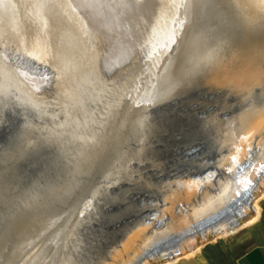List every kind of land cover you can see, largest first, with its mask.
Segmentation results:
<instances>
[{
    "label": "bare ground",
    "instance_id": "6f19581e",
    "mask_svg": "<svg viewBox=\"0 0 264 264\" xmlns=\"http://www.w3.org/2000/svg\"><path fill=\"white\" fill-rule=\"evenodd\" d=\"M62 2L74 21V39L62 58L66 35L51 26L41 31L45 36L21 30L24 3L5 2L10 23H2L3 35L22 39L10 53L13 68L38 98L42 87L53 94L62 80L92 74L95 61L105 72L103 83L123 100L116 105L110 93L94 94L87 106L91 130L102 121L104 129L86 149L89 155L66 150L54 167L48 157L51 170L13 197L0 216V264H171L199 252L210 236L253 223L264 198V124L251 136L245 118L255 123L264 117V0ZM91 83L77 94L86 96ZM54 116L47 122L45 114L42 122L40 114L33 128L24 125L29 142L23 148L14 136L0 159L1 181L18 155L62 146L68 135ZM251 208L256 216L248 220Z\"/></svg>",
    "mask_w": 264,
    "mask_h": 264
},
{
    "label": "rangeland",
    "instance_id": "374dc122",
    "mask_svg": "<svg viewBox=\"0 0 264 264\" xmlns=\"http://www.w3.org/2000/svg\"><path fill=\"white\" fill-rule=\"evenodd\" d=\"M1 1H3V0H1ZM0 1V12L2 13V11H4L2 14L0 13V63L2 64H0V72H3V70H5L3 73H0V80H2V81H0V99L2 100H0L1 101V103H0V105H1V107H0V139H2L0 142V147H1V149H0V159L1 158H4L5 157V155H6V151H7V149H9L10 150V147H9V145H11L12 143H15V141H13V138H14V136H16V138H18V140H17V144L16 145H21L20 146V148H23V146L26 144V143H28L29 142V138H28V136H29V134H24L23 133V131H25V128H27L28 127V129H31V128H33V126H34V124H37L36 122H40L37 118V115L39 116L40 114H41V117H40V120L43 122L44 120H45V114H46V116H47V119H46V121L48 122L49 121V117L52 115V116H54V118L55 119H57L56 120V124L57 125H59V126H61L63 129H62V134H66V136L67 137H65V138H63L62 139V141H63V143L62 144H60V145H62V146H59V145H57L58 146V148H57V146H56V144H55V148L54 147H52L51 146V144L50 145H48L47 146V148L46 147H41V148H39L38 149V152L39 153H37L36 152V150L34 149V151H30V157H29V154H27V156H25L24 158H23V156H21V155H18L16 158H15V166L12 168V170H14V171H9V172H7L6 173V175L2 178V181L0 180V196H1V198H0V216H2L4 213H5V211H6V209H8V207H9V203L10 202H12L13 200H15L13 197H15V198H18V197H20L21 195H23V193L27 190V188L29 189V187L32 185L31 183H33V182H35V181H37L38 179H39V177L41 178V174H43L42 175V177L46 174L45 173V170H46V172L48 173L50 170H51V168L52 167H54L55 166V164H57L58 163V161L61 159H58L59 157H62V154H63V152L64 151H66V150H69V149H72L73 151H77V153L78 152H82V149H84L83 151H85L86 152V149H88V148H91V147H93L94 145H95V142H96V140L98 139V137H99V133H101L100 131H102L103 129H104V126H102L103 125V121L100 123V125H99V127H97V129L94 131V130H91V128H92V124H93V120H92V116H91V114H92V112L87 108V106L88 107H91L90 105V103L94 100V101H96L94 98H96V97H94L93 95L94 94H96L97 96H99L100 94L101 95H104L103 93L105 92V93H110L109 95H111V97H112V99L114 100V102H115V104L117 105L118 103H120L122 100H123V94L119 91V92H117V91H113L112 90V87H109V85L111 84V83H108V85H107V83L105 84V83H103L104 81H105V78H106V75H105V72L102 70V68L101 67H98V63H96L95 61H93L92 59V67H93V72H92V74H91V72L89 73V72H84V73H77L76 74V76H75V78L72 80V81H69V83L67 82V81H64V80H62V88H58L57 89V91H55L53 94L51 93V92H46L45 90H43L44 89V87H42L40 90L38 89V92H40L41 94H40V96H38V98H36L34 95H35V93H34V91H32V89H30L28 86H27V83H25L21 78H20V76L18 75V73L16 72V70L13 68V66H12V56H11V52L14 50V48H16V46L19 44V41H22V39H20V38H17L16 36L17 35H15L13 32L12 33H10L9 35H12V36H4L3 35V30L2 29H4V28H6V25L8 24L9 25V21L10 20H7V18L5 19V17H8V19H9V12H10V10H9V7L5 4V2L7 1V0H4L3 1V3ZM31 3H29V2ZM28 1H26V0H20V2H21V4H23L22 6H23V9H22V11H21V13L19 14V16L21 17H19V20H20V22H19V26L22 28L21 30H34V31H36L37 33H39V34H44V36L46 35V32H41V31H44V30H48V28L51 26L52 28H55V30H57V32H59V34H62L61 36H63V35H66V36H63V38H64V41L62 42V48H61V51H62V53H61V58H62V55H64V53H66L67 52V50H69L68 49V47L70 48V46H71V42L73 41V39H74V21H73V18H71L72 16H70V11H69V8L66 6H64L63 5V2H62V0H28ZM42 1V2H41ZM49 1V2H48ZM52 1H53V3H52ZM58 1V2H57ZM38 2V4H35V3H37ZM40 2V3H39ZM44 2V3H43ZM32 3H34V4H32ZM55 3V4H54ZM57 3V4H56ZM58 3L61 5V7L63 8L62 10L60 9V7H58L57 5H58ZM3 4V5H2ZM26 4V5H25ZM31 5V6H29V5ZM39 5H40V7H39ZM43 5V6H42ZM59 5V6H60ZM63 5V6H62ZM7 6V7H6ZM30 8H29V7ZM37 6H38V8H37ZM41 6L43 7V8H41ZM55 6H57L58 8H56ZM36 7V8H35ZM45 7V8H44ZM3 10H2V9ZM27 8V9H26ZM51 8V9H50ZM65 8V9H64ZM31 9V10H30ZM35 9V10H34ZM37 9V10H36ZM40 9V10H39ZM54 9H55V12H54ZM57 9V10H56ZM33 10V11H32ZM52 10V11H51ZM59 10V11H58ZM66 10V11H65ZM27 13H26V12ZM49 11V12H48ZM69 11V12H68ZM6 12V13H5ZM59 12H60V14H59ZM66 12V13H65ZM28 13L30 14V15H28ZM37 13H39L40 15H37ZM53 13V14H52ZM69 13V14H68ZM32 14H35V15H33V17H32ZM51 14V15H50ZM58 14V15H57ZM28 15V16H27ZM37 16V17H36ZM52 16V17H51ZM57 16V17H56ZM70 16V17H69ZM31 17V18H30ZM51 17V18H50ZM63 17V18H62ZM23 18V19H22ZM36 18V19H35ZM48 18H50V20H48ZM2 19V20H1ZM69 19L72 21V22H70L69 21ZM6 20V21H5ZM35 20H36V22H35ZM4 21V22H3ZM28 21V22H27ZM30 21H32V22H30ZM38 21V22H37ZM51 21V22H50ZM26 22V23H25ZM31 23V25H30V23ZM2 23H4V24H6V25H4V24H2ZM23 23V24H22ZM28 23V24H27ZM33 23V24H32ZM52 23V24H51ZM72 23V24H71ZM51 24V25H50ZM70 24H71V27H70ZM2 25V26H1ZM26 25V26H25ZM27 25H29L28 27H27ZM4 26V27H3ZM47 26H48V28H47ZM58 26V27H57ZM24 27H26V28H24ZM24 28V29H23ZM29 28V29H28ZM59 28V29H58ZM37 29V30H36ZM71 30V31H70ZM71 32H72V34H71ZM22 33V32H21ZM15 35V36H14ZM1 36H3L2 38H1ZM70 36V37H69ZM4 37H6V38H4ZM11 37V38H10ZM10 38V39H9ZM72 38V39H71ZM3 41H2V40ZM8 39V40H7ZM11 39H14V40H11ZM7 40V41H6ZM10 40V41H9ZM10 43H9V42ZM12 42V43H11ZM16 42V43H15ZM69 42H70V45H66V44H69ZM172 42H170V44H171ZM170 44L169 45H167V48H168V46H170ZM3 45V46H2ZM67 46V47H65V46ZM11 46H12V48H11ZM65 49H64V48ZM4 48H6L5 50H2V49H4ZM11 48V49H10ZM6 50H7V52H6ZM65 51V52H64ZM7 56H9V57H7ZM4 65V66H3ZM7 65V66H6ZM9 66V67H8ZM8 67V68H7ZM98 68H100L99 70H98ZM7 70H8V72H7ZM12 71V72H11ZM11 72V73H10ZM100 72V73H99ZM5 73L7 74V75H5ZM16 73V74H15ZM4 74V75H3ZM11 74H12V76H11ZM14 74L16 75L15 77H14ZM2 75H3V77H2ZM18 75V76H17ZM67 75V74H66ZM7 76H8V79H7ZM103 76H105V77H103ZM104 78V79H103ZM13 80V81H10V80ZM101 79V80H100ZM3 80H6V81H3ZM89 80H91V82H93V84L91 83L90 85V90H92V91H88L87 93H86V96H84L85 95V93L83 94V93H80L79 95L77 94L78 93V90L80 89V87H82L83 86V84H85V82H87V81H89ZM14 81H16V82H14ZM102 81V82H101ZM74 84H73V83ZM49 83V82H48ZM2 84V85H1ZM3 84H4V86H3ZM13 84V85H12ZM71 84H72V86H71ZM6 85V86H5ZM7 85H8V87H7ZM16 85H19V86H16ZM22 85V86H21ZM25 85L27 86V89H25ZM93 85V86H92ZM126 86H127V84H126ZM6 87V88H5ZM15 87V88H14ZM18 87H20V88H18ZM78 87V88H77ZM4 90V91H2V89ZM11 88H13V89H15V90H13V89H11ZM18 88V89H17ZM22 88V89H21ZM95 88V89H94ZM126 88H128V87H126ZM21 89V90H20ZM27 90V91H25V90ZM9 90H11V92L9 91ZM17 90V91H16ZM41 90H43V91H41ZM66 90V91H65ZM12 91H14V92H12ZM21 91V92H20ZM30 92V93H29ZM5 93V94H4ZM9 93V94H8ZM10 93H12V94H10ZM14 93V94H13ZM21 93V94H20ZM27 93V94H26ZM6 94H7V96H6ZM16 94H18V95H16ZM26 94V95H25ZM52 94V95H51ZM81 94H83V95H81ZM21 95V96H20ZM22 95H25V96H22ZM90 95V96H89ZM3 96L5 97V98H3ZM16 96V97H15ZM20 96V97H19ZM31 97V98H29V97ZM34 96V97H33ZM79 96L81 97V98H79ZM8 97V98H7ZM85 97H86V99H85ZM7 98V99H6ZM12 98H14V100L12 99ZM19 98V99H18ZM83 98V99H82ZM87 98H88V100L89 99H91V100H89V102H88V100H87ZM28 99H30L29 101H27ZM76 99V100H75ZM20 100V101H19ZM21 100H23V102L21 101ZM27 102H26V101ZM5 101H7V102H5ZM18 101H19V104H17L18 103ZM74 101H77V102H75L74 103ZM85 101V102H84ZM9 102V103H8ZM25 102H26V104L27 103H30L29 104V108L27 109L28 111L31 109V105H34V107H35V109H37V110H35V109H33V107H32V110H30L29 112L31 113H28V111L26 110V109H24V107H25ZM71 102H72V104H71ZM80 102H82V104L80 103ZM84 102V103H83ZM88 103H89V105H88ZM7 104H9V105H7ZM10 104H11V106H10ZM66 104H68V105H66ZM70 104H71V106H70ZM78 105H80V106H78ZM6 106H7V109L8 110H6ZM15 108H14V107ZM68 106V107H67ZM83 106H84V108L86 107V109H83ZM4 107V108H3ZM13 107V108H12ZM23 107V108H22ZM73 107H74V110H73ZM81 107V108H80ZM22 108V109H21ZM80 108V109H79ZM155 108V107H154ZM9 109H11L10 111H9ZM18 109V110H17ZM20 109H21V111H20ZM67 109H69V111H67ZM83 109V110H82ZM17 110V111H16ZM52 110L54 111V112H52ZM73 110V111H72ZM85 110V111H84ZM9 111V113H7ZM12 111H13V113H12ZM26 111V112H25ZM39 112V113H37V112ZM55 111H56V113H55ZM72 113H71V112ZM79 111L81 112V114L79 113ZM154 111H155V109H154ZM25 112V113H24ZM70 114H69V113ZM77 112L79 113V114H77ZM16 113V114H15ZM33 113V114H32ZM37 113V114H36ZM52 113H54V114H52ZM83 113V114H82ZM91 113V114H90ZM6 114V115H5ZM7 114H8V116H7ZM12 114V115H11ZM21 114V115H20ZM30 114V115H29ZM34 114H36V116L34 115ZM66 114H67V116H66ZM69 114V115H68ZM76 115L77 114V117H75V116H73V115ZM89 114V115H88ZM27 115V119H26V117L25 116ZM32 115V116H31ZM34 115V116H33ZM72 115V116H71ZM79 115V116H78ZM4 118H3V117ZM6 116V117H5ZM11 116H13V117H11ZM19 116H22V117H19ZM37 117V118H36ZM69 117V118H68ZM71 117V118H70ZM73 117H74V119H73ZM84 117V118H83ZM12 118H14V119H12ZM25 118V119H24ZM245 118V117H244ZM30 119V120H29ZM68 119H69V121H68ZM17 121V122H15V121ZM27 120V121H26ZM34 120H36V122L34 123ZM60 120V121H59ZM75 120H77V121H74ZM81 120V121H80ZM10 121V122H9ZM12 121V122H11ZM25 122L26 121V124L25 123H22V122ZM31 121V122H30ZM72 121L74 122V123H72ZM6 122V123H5ZM15 122V123H14ZM19 122V123H18ZM30 122V123H29ZM47 122H44V124H46ZM63 122V123H62ZM69 124H68V123ZM71 122V123H70ZM78 122V123H77ZM5 123V124H4ZM28 123L30 124V125H28ZM59 123H62V124H59ZM91 123V124H90ZM245 123H249V125L250 126H252V128H254L253 129V131H252V133H249V134H251V136L252 135H256V134H261L262 132L260 131L261 129H260V126L262 125V124H264V117H262L261 118V120H258L257 122L255 121V123H253L249 118H245ZM23 124V125H22ZM102 124V125H101ZM22 126V128H21V126ZM24 125H27L26 127L24 126ZM12 126V127H11ZM18 126V127H17ZM82 126H83V129H85V130H82L81 128H82ZM86 126V127H85ZM100 126H101V128H100ZM15 127H17V128H15ZM20 127V128H19ZM25 127V128H24ZM12 128V129H11ZM88 130H87V129ZM90 128V129H89ZM17 129V130H16ZM24 129V130H23ZM102 129V130H101ZM16 132H15V131ZM21 132H20V131ZM74 130V131H73ZM89 131L90 133H88L87 131ZM92 132H91V131ZM8 131V132H7ZM13 133H12V132ZM21 133V134H23V138H25V139H21V138H19V132ZM65 131V132H64ZM3 132H5V133H3ZM15 132V133H14ZM18 132V133H17ZM67 132V133H66ZM77 132V133H76ZM85 133V135H84V133ZM11 133V134H10ZM82 134V135H81ZM5 135H6V138H5ZM10 135V136H9ZM81 136V137H80ZM85 136V137H84ZM87 136V137H86ZM90 136H92V137H90ZM9 137H11V138H9ZM21 137V136H20ZM90 137V138H89ZM96 138V140L94 139L93 140V138ZM28 138V139H27ZM4 139V140H3ZM21 139V140H20ZM7 140H9V142H7ZM24 140V141H23ZM87 140V141H86ZM91 140V141H90ZM5 141V142H4ZM86 141V142H85ZM11 142V143H10ZM22 142V144H20ZM3 143V144H2ZM77 143H78V145H77ZM87 143V144H86ZM6 144V146H4ZM93 145V146H92ZM3 146L5 147V148H3ZM50 146H51V148H50ZM80 147V148H79ZM3 148V149H2ZM44 150H43V149ZM57 148V149H56ZM41 149V150H40ZM54 149V150H53ZM2 150V151H1ZM42 152H40V151ZM48 150H49V152H48ZM53 151V153H56V154H53L52 153V151ZM8 152V151H7ZM45 152V153H44ZM46 152H48L49 153V155H48V153H46ZM58 152V153H57ZM3 153V154H2ZM32 153V154H31ZM36 153V154H35ZM41 153V154H40ZM44 153V154H43ZM52 153V154H51ZM88 152H86V154H87ZM40 154V158L38 157V155ZM46 155V156H44V161H43V158L41 157V156H43V155ZM37 155V156H36ZM54 155V156H53ZM87 155H89V154H87ZM35 156V157H34ZM59 156V157H58ZM48 157H51V159H49L48 160ZM27 158V159H26ZM28 158H30V159H28ZM34 159V161H33V159ZM54 158H56L57 159V162H55V164H54V161H56ZM26 159V160H25ZM38 159V160H37ZM46 159H47V161H46ZM2 160V159H1ZM28 160V161H27ZM42 160V161H41ZM50 160H51V165H50V163L48 164V162H50ZM27 162V166H28V164H29V166L28 167H26L25 165H26V162ZM30 161V162H29ZM32 161V162H31ZM24 163H25V165H24ZM31 163H33V164H31ZM35 163V164H34ZM42 163V164H41ZM54 165H53V164ZM33 165V166H32ZM34 165H35V167H34ZM42 165H43V167H42ZM45 165V166H44ZM48 165V166H47ZM52 166V167H50V166ZM31 166V167H30ZM31 169H30V168ZM45 168V169H44ZM26 169H29V170H26ZM35 169V170H34ZM50 169V170H49ZM30 170H32V171H30ZM34 170V171H33ZM38 170V171H37ZM39 170H40V172H39ZM42 170V171H41ZM23 171H25L23 174L26 176V177H24L23 176V174H22V172ZM36 171V172H35ZM28 172V173H27ZM40 173V176L39 175H36V177H35V174L36 173ZM42 172V173H41ZM22 174V175H21ZM29 174H31V176L29 177ZM9 175V176H8ZM11 176V177H10ZM19 176V177H18ZM6 177V179H4ZM18 177V178H17ZM22 177H24V180H23V178ZM28 177H29V181H28ZM32 177V178H31ZM7 178H8V180H7ZM21 179V180H20ZM27 179V180H26ZM16 180V181H15ZM27 182H26V181ZM32 180H35V181H32ZM13 181H14V183H13ZM23 181V182H22ZM6 182V183H5ZM20 182H21V184H20ZM25 182V183H24ZM29 182V183H28ZM10 183H11V185L13 184V186L11 187V185H10ZM7 184H9V185H7ZM17 184V185H16ZM31 184V185H30ZM3 187H6V188H4L5 190H7V191H5V190H2L3 188H2V186ZM14 185L16 186L15 188H14ZM119 185H122V183H120ZM24 186V187H23ZM26 186V187H25ZM13 188V189H12ZM11 189V190H10ZM14 191V192H13ZM22 191V192H21ZM12 192V193H11ZM5 193H7V194H5ZM3 194H5V196L3 195ZM16 194V195H15ZM10 195V196H9ZM4 196V197H3ZM12 196V197H11ZM9 197V198H8ZM13 198V199H11V198ZM252 207H253V205H252ZM9 211V210H8ZM256 216V210L254 209V208H251V212H250V214H249V216H248V220L249 219H252V218H254ZM241 225L243 226L244 224H243V222H241ZM220 238V237H219ZM216 239H218V237L216 238V237H214V236H210L209 237V240L208 241H206V244L208 243V242H210V241H213V240H216ZM153 264H168L167 262H165V260L164 259H161L160 261H155Z\"/></svg>",
    "mask_w": 264,
    "mask_h": 264
},
{
    "label": "crops",
    "instance_id": "0c3cea01",
    "mask_svg": "<svg viewBox=\"0 0 264 264\" xmlns=\"http://www.w3.org/2000/svg\"><path fill=\"white\" fill-rule=\"evenodd\" d=\"M171 264H264V198L253 223Z\"/></svg>",
    "mask_w": 264,
    "mask_h": 264
},
{
    "label": "snow or ice",
    "instance_id": "6c2138e0",
    "mask_svg": "<svg viewBox=\"0 0 264 264\" xmlns=\"http://www.w3.org/2000/svg\"><path fill=\"white\" fill-rule=\"evenodd\" d=\"M79 6H89L91 7L95 3H99L100 0H76ZM205 3L211 4L212 0H205Z\"/></svg>",
    "mask_w": 264,
    "mask_h": 264
},
{
    "label": "water",
    "instance_id": "95a60500",
    "mask_svg": "<svg viewBox=\"0 0 264 264\" xmlns=\"http://www.w3.org/2000/svg\"><path fill=\"white\" fill-rule=\"evenodd\" d=\"M245 192V191H244ZM249 195V194H248ZM230 203H232V202H230Z\"/></svg>",
    "mask_w": 264,
    "mask_h": 264
}]
</instances>
